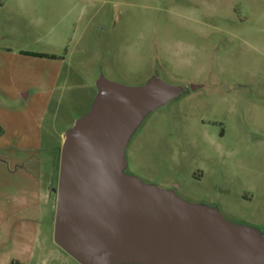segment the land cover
<instances>
[{
	"label": "rangeland",
	"instance_id": "1",
	"mask_svg": "<svg viewBox=\"0 0 264 264\" xmlns=\"http://www.w3.org/2000/svg\"><path fill=\"white\" fill-rule=\"evenodd\" d=\"M101 75L187 87L134 133L128 173L264 225V0H0L2 139L38 145L45 172L57 160V186ZM55 212L53 196L40 222L14 223L13 253L29 242L28 264H81L54 241Z\"/></svg>",
	"mask_w": 264,
	"mask_h": 264
},
{
	"label": "water",
	"instance_id": "2",
	"mask_svg": "<svg viewBox=\"0 0 264 264\" xmlns=\"http://www.w3.org/2000/svg\"><path fill=\"white\" fill-rule=\"evenodd\" d=\"M186 91L157 76L127 85L101 75L90 110L64 133L54 241L81 264H264L259 227L127 172L134 133Z\"/></svg>",
	"mask_w": 264,
	"mask_h": 264
},
{
	"label": "crops",
	"instance_id": "3",
	"mask_svg": "<svg viewBox=\"0 0 264 264\" xmlns=\"http://www.w3.org/2000/svg\"><path fill=\"white\" fill-rule=\"evenodd\" d=\"M10 97L13 100V94ZM1 126L0 264H28L34 248L24 242L22 248L13 253V224L20 222L26 229L30 223L41 221L43 206L50 204L53 196L56 203L58 163L56 160L53 168L45 172L39 146L20 145L17 139L13 142L2 139L9 132L7 119H0Z\"/></svg>",
	"mask_w": 264,
	"mask_h": 264
},
{
	"label": "flooded vegetation",
	"instance_id": "4",
	"mask_svg": "<svg viewBox=\"0 0 264 264\" xmlns=\"http://www.w3.org/2000/svg\"><path fill=\"white\" fill-rule=\"evenodd\" d=\"M178 184L177 183H173L171 186H170V188L171 189H174L176 192H177V189H178ZM203 203H205V201L203 202ZM210 204V205H213V206H217L218 208H220V210H221V207H220V205H218V204H216V203H214V204H212V203H210V202H207V204ZM223 212V211H222ZM233 216L236 218V217H239V215H235V214H233ZM241 218H242V216H241ZM243 219V218H242ZM246 224H251V225H254L255 223L254 222H250V221H244ZM254 226H257V227H259L261 230H263L264 231V225H258V224H255Z\"/></svg>",
	"mask_w": 264,
	"mask_h": 264
},
{
	"label": "trees",
	"instance_id": "5",
	"mask_svg": "<svg viewBox=\"0 0 264 264\" xmlns=\"http://www.w3.org/2000/svg\"><path fill=\"white\" fill-rule=\"evenodd\" d=\"M42 56H46V55H42ZM2 131H3V129H2Z\"/></svg>",
	"mask_w": 264,
	"mask_h": 264
}]
</instances>
